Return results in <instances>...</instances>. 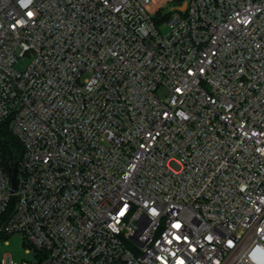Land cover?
Returning <instances> with one entry per match:
<instances>
[{"label":"built area","instance_id":"1","mask_svg":"<svg viewBox=\"0 0 264 264\" xmlns=\"http://www.w3.org/2000/svg\"><path fill=\"white\" fill-rule=\"evenodd\" d=\"M2 125L31 264H264V0H0Z\"/></svg>","mask_w":264,"mask_h":264},{"label":"rangeland","instance_id":"2","mask_svg":"<svg viewBox=\"0 0 264 264\" xmlns=\"http://www.w3.org/2000/svg\"><path fill=\"white\" fill-rule=\"evenodd\" d=\"M160 30L164 33L167 31V26L161 25ZM28 61L29 58L24 57L15 64V67L22 70ZM7 254L11 262L15 264H31L34 257L31 251H27V245L20 235L0 236V260L4 259Z\"/></svg>","mask_w":264,"mask_h":264},{"label":"trees","instance_id":"3","mask_svg":"<svg viewBox=\"0 0 264 264\" xmlns=\"http://www.w3.org/2000/svg\"><path fill=\"white\" fill-rule=\"evenodd\" d=\"M4 141L7 142V146L4 144ZM7 149H11L19 156L20 145L18 141L12 136L8 127L2 125L0 126V151L3 154L4 160L7 159Z\"/></svg>","mask_w":264,"mask_h":264},{"label":"water","instance_id":"4","mask_svg":"<svg viewBox=\"0 0 264 264\" xmlns=\"http://www.w3.org/2000/svg\"><path fill=\"white\" fill-rule=\"evenodd\" d=\"M4 144L7 146V142L4 141ZM19 156L14 153L11 149H7V159H6V168L11 180V187L15 189L16 187V173H17V162Z\"/></svg>","mask_w":264,"mask_h":264},{"label":"snow or ice","instance_id":"5","mask_svg":"<svg viewBox=\"0 0 264 264\" xmlns=\"http://www.w3.org/2000/svg\"><path fill=\"white\" fill-rule=\"evenodd\" d=\"M33 14L31 13V12H29L28 13V16L29 17H31ZM179 91V90H178ZM122 214V213H121ZM174 227H177V228H179L180 227V225L179 224H176V225H174ZM229 243H231V242H229Z\"/></svg>","mask_w":264,"mask_h":264}]
</instances>
